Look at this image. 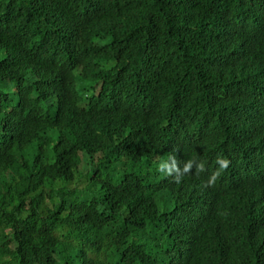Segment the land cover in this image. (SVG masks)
<instances>
[{"label": "trees", "instance_id": "trees-1", "mask_svg": "<svg viewBox=\"0 0 264 264\" xmlns=\"http://www.w3.org/2000/svg\"><path fill=\"white\" fill-rule=\"evenodd\" d=\"M0 264H264V0H0Z\"/></svg>", "mask_w": 264, "mask_h": 264}, {"label": "clouds", "instance_id": "clouds-1", "mask_svg": "<svg viewBox=\"0 0 264 264\" xmlns=\"http://www.w3.org/2000/svg\"><path fill=\"white\" fill-rule=\"evenodd\" d=\"M161 167H164V165H161Z\"/></svg>", "mask_w": 264, "mask_h": 264}]
</instances>
